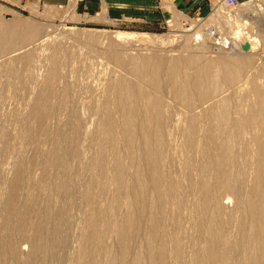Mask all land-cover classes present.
<instances>
[{
  "label": "bare ground",
  "instance_id": "1",
  "mask_svg": "<svg viewBox=\"0 0 264 264\" xmlns=\"http://www.w3.org/2000/svg\"><path fill=\"white\" fill-rule=\"evenodd\" d=\"M228 15L241 18V13ZM231 19L226 21L228 26ZM230 28L234 40L229 48L231 51L215 48L214 52L220 53L217 58L201 60L192 55L177 58L170 61L171 64L166 58L130 59L133 62L130 80L117 74L114 80L104 82L95 110L97 126L90 135L95 143L92 146L94 153L86 162L90 173L87 186L81 191L77 186L72 189L76 183L70 180L79 178L70 165L80 154L75 157L81 129L76 122L68 125L70 135L65 140L71 143V149L52 148L42 164L45 176L50 170L62 169L65 179L54 187L67 197L63 211L60 214H47L46 211L41 215L37 210L38 221L34 228L33 222L27 223L30 221L26 222L22 215L16 220L18 228H32L36 234L28 239L30 252H33L31 256L42 252L51 257L58 246L65 250L69 243L65 229L68 230L67 220L73 212V199L81 198L87 210L79 233V250L83 252L79 264H116V261L123 264H187V260L188 264H264V83L258 82L264 73L259 71L244 76L251 59L236 54L224 56L242 46L259 56L262 42L257 36H248L240 43L241 31ZM33 34L36 31L32 28L0 27V54H9L15 47L30 41ZM193 34L194 40L210 41V31ZM114 38L130 40L133 37L117 33ZM148 41L140 36L134 42L144 45ZM262 44L264 47V42ZM211 51L213 53V49ZM114 55L110 58H114L115 64L127 68L126 61ZM17 57L11 58L7 66L0 64V71L18 75L15 64L22 61L28 66L32 61L29 52ZM151 60H156V64L152 65ZM49 61L54 67L57 64L55 58ZM207 64L217 66L211 71L204 69ZM55 70L52 67L47 70L48 78L39 84L46 93L55 78ZM142 81H147L151 87L144 88ZM231 88L236 92L222 95L224 90ZM167 93L183 104L185 112L173 108L174 105L165 99ZM46 96H39L35 105H29L31 108L26 105L29 110L22 129L27 141L31 131L39 130L41 118L49 115L50 106L42 103ZM32 117L36 120L33 127ZM1 129L0 136L4 134ZM11 133L6 132L12 137ZM2 144L0 153H6L9 145ZM237 146L239 150L235 149ZM60 150L63 155L58 154ZM175 150L178 155L172 153ZM30 162L27 166L32 160ZM12 169L14 178H22L17 159L13 161ZM31 193L30 203L35 200ZM9 198H12L10 192ZM224 199L234 201L232 214L225 213ZM3 207L7 217H4L2 227L7 237L0 240V251L12 256L19 248L9 234L13 230L10 219L15 212L12 213L11 202L4 203ZM25 210L30 211V208ZM119 214L124 216L122 225L116 221ZM45 215L52 220H48V231ZM44 230L49 234L46 235ZM140 234L143 250L133 253L132 241ZM113 236L117 240L111 244ZM112 248L115 249L113 257L109 256ZM42 260L44 262V258Z\"/></svg>",
  "mask_w": 264,
  "mask_h": 264
},
{
  "label": "rangeland",
  "instance_id": "2",
  "mask_svg": "<svg viewBox=\"0 0 264 264\" xmlns=\"http://www.w3.org/2000/svg\"><path fill=\"white\" fill-rule=\"evenodd\" d=\"M260 1L255 0L247 3L237 1L238 5L234 9L227 10L219 6L216 0H204L201 7H196L198 11H190L189 8L192 7L191 9H193L195 5L193 6L188 0H70L67 7L32 6L29 9L13 7V4L19 5L17 0H0L1 28L13 26L15 29L22 27L28 30L32 28V30L36 31V34H33L27 43L15 47L9 54H0V64L4 66L8 65L7 63H9L8 61L11 58L19 57L28 52L32 54V61L29 62L28 66L24 65L22 61L15 64V71L17 70L18 75H9L8 72L0 71V127L3 130L0 129L2 132L4 131V134L0 136V150L3 145L2 142L9 145L10 149L6 153H0V219L3 218L2 221L0 220V240H3L4 236L7 237L2 227V222L7 217V212L3 211V206L4 203L11 202L13 205L12 210H14L12 213L15 212V214L10 219L13 230L11 229L9 234L14 237V241L16 240V247H19L17 249L18 252H15L17 255L14 253L11 256V254H6L5 251H0L3 254L5 253L2 258L0 257L2 259L0 264H43L46 261V264H79V258L83 256V252L79 250L81 243L79 233L83 227L85 211L87 210L86 207L84 209L86 204L82 202L81 198L73 199V212L67 220L69 221L67 224L68 230L65 229V234L68 237L67 242H69L66 245L67 248L65 246V250H62L63 248L58 246L59 250L55 248L51 257L50 254H47L49 258H46L48 257L46 254L43 255L42 252H39V255L35 251L36 255L31 256L33 252H30L31 244L29 240L32 236L36 237V234H33L32 228L31 230L30 228H25L24 230L17 227V224H19L16 221L18 216L22 215L26 222L30 221L27 223L33 222L32 227L34 228L38 221L35 216L36 212H38L37 210H39V214L42 213L41 215L46 214V211L47 214H60L65 207L64 204L67 203V197L58 193L57 188H55L59 182H63L65 179L62 169L58 167L57 170H50L47 176H45V171L42 170V164L48 158L50 150L54 147L71 149V143L65 141L70 135L68 125L79 122L81 129L78 132L79 144L76 147L77 150L75 149V157L80 152L77 156L80 160L76 159V157L75 160L72 159L70 162L71 167L75 168L79 178L72 177L70 180L76 183L75 187L72 186V189H77V187L79 190L84 189L90 178L86 162L94 153L92 146H94L95 140H91L90 135L96 129L95 126H97L95 110L96 106L99 105L98 99L102 95L103 87L105 86L104 82L111 81L117 74L130 80V75L133 77L132 61L143 57L169 59V61H166L168 64H171L170 61L173 62L177 58H186L192 55L201 58V60L217 58L220 53H215V48L221 49L223 47L216 45L212 41L213 36L207 42L203 39L194 40L192 38L193 33L199 31L201 33L214 31L219 36L221 35L220 37L223 39L229 40L228 47L223 48L226 51H231L229 48L232 46L233 34L228 29L231 26L237 28V32L241 31L240 35L243 38L240 36V43H243L244 37L248 36H257L263 43L264 7L260 4ZM235 13H241V18L227 17L229 16L228 14L236 16ZM225 16L227 20L232 18L233 22L231 21L230 26L226 24ZM117 33L130 35L133 38L130 40H117L114 38ZM140 36L146 37V40H151V43L149 41L144 45L135 43L134 41ZM262 43L259 56V53H255L243 46L238 47V49L235 48L233 54L224 56L228 57L236 54L245 58L248 57L249 61L251 59L249 69L244 73V76H251L254 72L259 71L264 73V55H262V53L264 54V47ZM209 47L211 50L213 49V53L208 49ZM114 54L126 61L127 68H121L115 64L114 58H110ZM52 58L57 61L55 67L49 61ZM151 63L152 65L156 64V60H151ZM216 66L207 64L204 69L212 71ZM51 67L56 69L55 72L57 71L59 75L56 72L54 76L56 81L55 78H53L54 80L52 79L51 86H49L50 90L48 89L47 93L45 88L42 87L43 90L41 92L39 84L44 83L48 78L49 74L47 72L51 70ZM258 82L260 84L264 83V75L258 78ZM142 86L144 88L151 87L147 81H142ZM237 91L241 92V89H237ZM224 92L222 95L226 94L225 96H228L236 92V90L231 88L224 90ZM41 95L43 97L48 96H46V101H42V103L50 106V112L48 117L40 120L39 124L42 129L39 127L36 133L34 130L31 131L30 139L27 141L22 127L25 126L29 108L37 103V98ZM165 99L171 105H174L173 108L175 110L185 112L183 104L178 100L172 99L169 93L165 95ZM26 105L31 106L28 108ZM33 117L32 127L35 126L34 123L36 121ZM6 132L9 135L12 132L11 134L14 137L16 136L17 139H14L13 135L12 137L7 136ZM6 137L7 139H5ZM101 139L102 137L100 136L99 140ZM6 140L7 142H4ZM239 148L237 146L235 149L239 150ZM172 153L178 155L176 150ZM58 154L63 155V152L60 150ZM83 157L85 163L81 162ZM15 159L20 164L22 178L20 176L18 178L13 177L12 167ZM31 160L32 164L27 166L31 163ZM20 183L24 185L22 186ZM8 192L12 195L9 200ZM30 193L35 197L32 203L28 201ZM229 199H224L226 204H224L225 201L223 200L226 214H232L235 208L234 201ZM29 205L32 206L29 207ZM26 207L30 208V211L25 210ZM31 208L35 210V213L33 210L31 211ZM44 209L45 211H43ZM24 212L27 214H24ZM45 218L47 220L45 229L47 228L46 230L48 231L49 219H47L46 215ZM123 219V214H119L116 217L119 225H122ZM46 230L44 231L47 235L48 232ZM143 231L142 233L144 234L145 230ZM141 234L137 237L134 236L135 239L132 241L133 253L138 254L143 250L141 239L143 234ZM116 238V236H113L111 244L116 242ZM57 242H59V239H57ZM109 253V256L114 255L115 249L112 248ZM3 254L0 253V256ZM53 257L54 260H52ZM42 258H44V262ZM185 262L188 264L189 260ZM116 264L123 263L116 261Z\"/></svg>",
  "mask_w": 264,
  "mask_h": 264
},
{
  "label": "crops",
  "instance_id": "3",
  "mask_svg": "<svg viewBox=\"0 0 264 264\" xmlns=\"http://www.w3.org/2000/svg\"><path fill=\"white\" fill-rule=\"evenodd\" d=\"M19 2V5H14L13 7H24V8H32V6H38V7H67L70 0H17ZM238 2L247 3L255 0H237ZM189 3H191L195 7L193 9L189 8L190 11H198L196 7H201L204 3V0H188ZM198 2V4H197ZM260 4L264 7V0L260 1ZM246 7V6H245ZM258 7V6H257ZM188 9V10H189ZM23 10V9H22Z\"/></svg>",
  "mask_w": 264,
  "mask_h": 264
},
{
  "label": "built area",
  "instance_id": "4",
  "mask_svg": "<svg viewBox=\"0 0 264 264\" xmlns=\"http://www.w3.org/2000/svg\"><path fill=\"white\" fill-rule=\"evenodd\" d=\"M216 2L219 6L224 7L227 10L234 9L238 5L237 0H216ZM210 33L211 36H213L212 39L216 45L223 46V48L228 47L229 42L226 39H223L222 37H218L219 35L216 34V32L214 31H211Z\"/></svg>",
  "mask_w": 264,
  "mask_h": 264
}]
</instances>
